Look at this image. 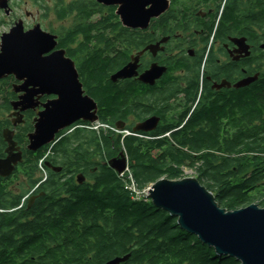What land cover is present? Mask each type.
<instances>
[{"label": "trees", "instance_id": "1", "mask_svg": "<svg viewBox=\"0 0 264 264\" xmlns=\"http://www.w3.org/2000/svg\"><path fill=\"white\" fill-rule=\"evenodd\" d=\"M33 3L42 19L51 13L58 22L72 20L64 40L61 31L51 34L59 36V48L68 54V44L78 41L75 52L80 55L81 82L99 110L96 129L81 122L70 134L59 133L42 151L26 152L22 166L31 187L40 181L39 162L46 155L52 164L63 168V173L66 170L64 176L53 174L41 188L46 198L36 201L32 222L15 227L33 237L26 252L40 255L48 241L47 260L40 255V263L87 264L95 252L98 261L124 255L132 264H239L232 258L216 257L212 249L180 230L176 219L155 208L149 199L135 200L126 189L127 176L120 177L104 163L123 152L140 190L160 179L181 180L183 169L188 168L214 195L220 208L233 211L255 203L264 208V85L235 99L239 120L233 123L227 118L221 138L212 113L203 110L169 138H158L172 131L169 127L145 138L124 136L116 131L115 124L128 109L126 96L121 85L109 81V76L124 66V31L115 9H103L95 0ZM108 22L113 24L110 30L105 27ZM3 96L6 103L0 107L2 114L9 110L10 98L7 92ZM222 111L214 108V114ZM29 129H24L22 139ZM78 175L86 176V181L77 184ZM62 177L66 179L62 181ZM8 223L6 219L4 224ZM52 244L55 248L51 249Z\"/></svg>", "mask_w": 264, "mask_h": 264}, {"label": "flooded vegetation", "instance_id": "2", "mask_svg": "<svg viewBox=\"0 0 264 264\" xmlns=\"http://www.w3.org/2000/svg\"><path fill=\"white\" fill-rule=\"evenodd\" d=\"M98 5L103 9L116 10L115 7ZM95 17L97 15L93 19ZM263 20L264 0H168L166 11L158 18L151 19L146 28L130 29L120 23L124 31V67L129 64L135 66L129 78L113 82L111 75L114 73L109 76L112 84L121 85L126 96L128 109L123 119L116 122L122 128L121 133L124 136L145 138L169 127L172 131L158 136L160 139L169 138L172 133L186 127L195 114L203 110L212 113L216 124L220 126L218 136L221 138L227 118L233 123L239 120L235 99L242 92L256 91L260 85H264ZM112 26L109 22L105 25L108 30ZM66 31L63 28L60 32L63 40ZM56 36L57 49L63 50L65 56L73 61L84 95L90 97L79 74L80 55L75 52L78 41L68 44L71 53L68 54L66 49L59 48V36ZM153 67L163 72L151 84L145 83L141 77ZM21 84L14 76L0 80V107L6 103L3 93L10 95L7 101L9 110L2 114L0 109V161L16 162L8 175H0V264H14L15 258L17 264H48L47 261L40 263L38 258L41 255V258L47 260L51 243L44 242L39 256L29 255L26 250L30 249L33 237L28 231L16 230L15 227L32 222L36 201L45 197L43 187L53 174L62 173L64 176L66 170L63 173V168L52 164L46 155L38 169L40 181L34 187L29 185L22 165L26 162V152L35 154L45 148L43 146L36 152L28 150V136L34 131V120L42 107L22 112L14 110L13 104L21 95L15 90ZM52 98L43 97L39 102L45 103ZM94 102L98 112V103ZM215 107L223 110L220 115L214 114ZM150 118L158 119L152 130L133 131L136 125ZM1 122L4 123L3 128ZM79 123L81 121L60 133L70 134ZM28 127L30 129L22 139V133ZM69 172L72 173L71 170ZM65 179L62 177V181ZM77 180L76 177V183L82 184L86 176L81 178V183ZM47 199L57 202L56 199ZM43 210L46 211V206ZM6 219L9 220L8 225L4 224ZM38 238L32 243L37 242ZM4 244L11 247L6 249ZM52 245L51 249L55 248ZM95 255V252H91L87 264H108L116 258L110 256L98 261ZM128 259L118 264H132Z\"/></svg>", "mask_w": 264, "mask_h": 264}, {"label": "water", "instance_id": "3", "mask_svg": "<svg viewBox=\"0 0 264 264\" xmlns=\"http://www.w3.org/2000/svg\"><path fill=\"white\" fill-rule=\"evenodd\" d=\"M9 1L0 0V11L5 15L10 12ZM95 1L104 7H115L119 22L130 29L146 28L151 19L158 18L168 7V0ZM57 48L56 35L43 31L39 24L26 30L22 20L15 22L8 33L0 37V80L14 76L22 82L15 90L21 95L13 104L14 110L22 112L42 107L34 120V131L28 136V150L31 152L52 144L61 131L79 121L98 124L96 103L84 95L73 61ZM134 67L133 64L123 66L111 75V81L131 77ZM162 72V69L153 67L141 80L151 84ZM43 97L53 98L40 103ZM157 121L150 118L136 125L133 131H150ZM115 129L122 131L117 124ZM15 163L0 161V175H8ZM126 163L124 153L120 152L106 165L119 175ZM81 178L77 176L78 183ZM146 196L155 208L176 219L180 230L212 249L216 257L232 258L239 264H264V208L251 204L226 211L194 178L160 179L151 185ZM127 259L128 256L115 258L108 264Z\"/></svg>", "mask_w": 264, "mask_h": 264}, {"label": "rangeland", "instance_id": "4", "mask_svg": "<svg viewBox=\"0 0 264 264\" xmlns=\"http://www.w3.org/2000/svg\"><path fill=\"white\" fill-rule=\"evenodd\" d=\"M8 5L10 8L8 15L0 11V37L2 34L8 33L12 25L18 20L23 21L26 30L39 24L42 30L47 33H51L53 30L56 32L62 31L63 28L67 29L72 24L71 19H67L65 22L56 21L51 13L48 17L42 19L40 11L35 7L33 0H10ZM97 127L98 124L93 125V129ZM183 178L195 179V173L188 168H184Z\"/></svg>", "mask_w": 264, "mask_h": 264}, {"label": "built area", "instance_id": "5", "mask_svg": "<svg viewBox=\"0 0 264 264\" xmlns=\"http://www.w3.org/2000/svg\"><path fill=\"white\" fill-rule=\"evenodd\" d=\"M41 166H42V160L39 162V167L41 168ZM124 175L127 176V181H128L126 185V189L131 193L133 198L137 201H140L141 199H148L146 195H147V192L150 190L151 186L149 185L145 187L144 189L140 190L135 184V182L133 181L129 173L127 164H126L124 171L121 174H119L120 177H123Z\"/></svg>", "mask_w": 264, "mask_h": 264}, {"label": "bare ground", "instance_id": "6", "mask_svg": "<svg viewBox=\"0 0 264 264\" xmlns=\"http://www.w3.org/2000/svg\"><path fill=\"white\" fill-rule=\"evenodd\" d=\"M240 5V4H239ZM244 13V12H243ZM247 20V19H246ZM264 21V20H263ZM263 25V24H262ZM263 32V31H262ZM151 186V185H150Z\"/></svg>", "mask_w": 264, "mask_h": 264}]
</instances>
